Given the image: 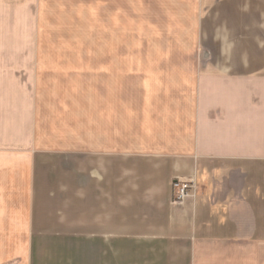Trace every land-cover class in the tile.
Wrapping results in <instances>:
<instances>
[{
  "label": "crops",
  "instance_id": "crops-1",
  "mask_svg": "<svg viewBox=\"0 0 264 264\" xmlns=\"http://www.w3.org/2000/svg\"><path fill=\"white\" fill-rule=\"evenodd\" d=\"M172 1V53L116 72L0 0V264H264V0Z\"/></svg>",
  "mask_w": 264,
  "mask_h": 264
},
{
  "label": "rangeland",
  "instance_id": "rangeland-1",
  "mask_svg": "<svg viewBox=\"0 0 264 264\" xmlns=\"http://www.w3.org/2000/svg\"><path fill=\"white\" fill-rule=\"evenodd\" d=\"M217 1L194 0V3L212 6ZM45 4L49 8V22L36 36L42 45L36 54L65 55L77 59L84 67L91 66L96 57L111 55L116 57V72H119L118 67L123 65H138L123 62V56L168 55L174 49L172 0H45ZM218 21L217 16L215 23ZM71 81L84 88L97 83L89 70H84L82 78ZM98 84L106 86L101 80ZM136 84L116 73L115 87ZM54 123L57 130L60 123Z\"/></svg>",
  "mask_w": 264,
  "mask_h": 264
},
{
  "label": "built area",
  "instance_id": "built-area-1",
  "mask_svg": "<svg viewBox=\"0 0 264 264\" xmlns=\"http://www.w3.org/2000/svg\"><path fill=\"white\" fill-rule=\"evenodd\" d=\"M192 185L193 184L191 181L187 182V181L176 180L173 184V188H174L173 202L179 204L184 202L187 198H189L193 188Z\"/></svg>",
  "mask_w": 264,
  "mask_h": 264
}]
</instances>
